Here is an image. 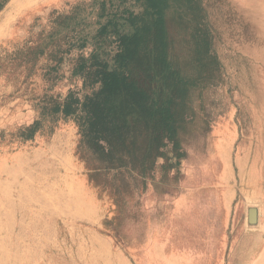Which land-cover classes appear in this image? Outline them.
<instances>
[{"label": "rangeland", "instance_id": "obj_1", "mask_svg": "<svg viewBox=\"0 0 264 264\" xmlns=\"http://www.w3.org/2000/svg\"><path fill=\"white\" fill-rule=\"evenodd\" d=\"M103 1L118 16L129 2L0 0V264H249L264 246V0H197L198 21L168 17L180 58L202 28L209 75L189 97L181 164L152 156L145 167L144 146L107 154L79 117L43 112L46 97L79 83L73 57L109 45L97 37ZM57 30H83L86 49L57 71L51 48L33 69L8 73L7 56L29 36Z\"/></svg>", "mask_w": 264, "mask_h": 264}, {"label": "trees", "instance_id": "obj_2", "mask_svg": "<svg viewBox=\"0 0 264 264\" xmlns=\"http://www.w3.org/2000/svg\"><path fill=\"white\" fill-rule=\"evenodd\" d=\"M126 2L120 16L115 10L109 11L106 1L102 2L101 10L109 19L97 37L110 41L109 45L94 46L73 57V74L79 77V83L67 91L64 99L46 97L43 112L53 117H79L93 145L107 154L135 152L144 146V167L152 156L165 159L168 166L180 165L186 156L180 134L193 118L189 97L192 89L207 79L205 68L211 58L202 28L198 29L193 52L178 57L172 51L168 17L179 12L183 17L184 11L198 21L201 7L197 0ZM82 31L77 30L75 36L61 30L42 32L37 40L29 36L7 56L8 73L26 66L33 69L51 48L55 49L51 56L57 71L73 49H86L89 39ZM64 45L69 46L64 49ZM195 63L199 68L196 73ZM11 66L15 68L10 70ZM190 68L192 73L188 72ZM41 127L40 120L31 122L23 130L24 139H33Z\"/></svg>", "mask_w": 264, "mask_h": 264}, {"label": "bare ground", "instance_id": "obj_3", "mask_svg": "<svg viewBox=\"0 0 264 264\" xmlns=\"http://www.w3.org/2000/svg\"><path fill=\"white\" fill-rule=\"evenodd\" d=\"M37 2L36 3H38V2H43V3H46V2H48L49 0H36ZM18 2H13V4H12V9L14 10V11H16L19 7H20V5H21V3H19V5L17 4ZM36 6H39V5H34V7H36ZM261 120V119H260ZM260 122V121H259ZM263 180V179H262ZM253 181V180H252ZM220 195L222 196V193H221V191H220ZM223 197V196H222ZM221 197V198H222ZM217 201V200H216ZM197 223V222H196ZM262 229H263V231H264V226L262 227ZM217 230V229H216ZM259 234H260V232H259ZM262 235V234H261ZM221 237V236H220ZM262 237V236H261ZM263 237H264V234H263ZM258 239H260V237L258 238ZM263 242H264V240H263ZM220 244V243H219ZM263 245V244H262ZM261 245V247L255 252V254L252 256V258H251V260L249 261V264H264V246H262ZM219 249V248H218ZM250 251H252V249L250 250ZM254 252V251H253ZM245 260V259H244ZM244 264H245V262H244Z\"/></svg>", "mask_w": 264, "mask_h": 264}, {"label": "crops", "instance_id": "obj_4", "mask_svg": "<svg viewBox=\"0 0 264 264\" xmlns=\"http://www.w3.org/2000/svg\"><path fill=\"white\" fill-rule=\"evenodd\" d=\"M227 156H228V155H227ZM227 156L224 157V156L222 155V158H223V160H224V162H225V163H224L225 167H226V165H229V159L226 158ZM225 158H226V160H225ZM226 168H227V167H226ZM226 168H225V169H226ZM219 180H220V184H221V183L225 184V182H227V179H225L224 175H223V176H219Z\"/></svg>", "mask_w": 264, "mask_h": 264}, {"label": "water", "instance_id": "obj_5", "mask_svg": "<svg viewBox=\"0 0 264 264\" xmlns=\"http://www.w3.org/2000/svg\"><path fill=\"white\" fill-rule=\"evenodd\" d=\"M250 218H251V222H253V220H254V218H255V211H254V210L251 211V216H250Z\"/></svg>", "mask_w": 264, "mask_h": 264}]
</instances>
